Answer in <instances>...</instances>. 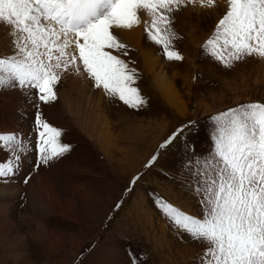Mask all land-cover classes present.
Segmentation results:
<instances>
[{"label":"rangeland","instance_id":"rangeland-1","mask_svg":"<svg viewBox=\"0 0 264 264\" xmlns=\"http://www.w3.org/2000/svg\"><path fill=\"white\" fill-rule=\"evenodd\" d=\"M214 1L172 13L171 49L181 61L168 60L147 37L151 17L144 11L131 29L112 30L127 45V55L113 54L137 73L142 107L96 88L79 61L78 74L61 72L51 104L35 89L0 90V134L23 141L16 152L0 142V163L23 158L19 175L0 179V264H201L207 245L179 230L160 204L202 219L198 189L222 166L215 117L264 104V59L246 56L225 67L206 50L228 10V1ZM14 51L13 36L0 25V57ZM156 81H169L170 98ZM37 112L70 146L38 170Z\"/></svg>","mask_w":264,"mask_h":264},{"label":"snow or ice","instance_id":"snow-or-ice-1","mask_svg":"<svg viewBox=\"0 0 264 264\" xmlns=\"http://www.w3.org/2000/svg\"><path fill=\"white\" fill-rule=\"evenodd\" d=\"M197 2L214 6V0H0V25L13 36L15 49L0 57V90L35 89L39 101L51 104L61 72L78 74L79 61L96 88L129 107H142L137 73L113 54L127 55V45L112 30L131 29L144 11L151 17L147 37L163 46L168 60L181 61L171 49L172 13ZM205 47L225 67L246 56L264 59V0H228V10ZM215 122V155L222 166L198 189L204 192L205 215L195 218L166 202L160 207L179 230L207 245L201 264H264V104L229 109ZM35 123L38 170L64 156L70 146L61 141L62 130L39 112ZM0 142L12 152L23 149L15 134H0ZM22 169V156L14 155L10 163H0V179L10 181Z\"/></svg>","mask_w":264,"mask_h":264},{"label":"bare ground","instance_id":"bare-ground-1","mask_svg":"<svg viewBox=\"0 0 264 264\" xmlns=\"http://www.w3.org/2000/svg\"><path fill=\"white\" fill-rule=\"evenodd\" d=\"M217 1H219V0H217ZM227 1L228 0H221V2L220 3H222V5H224V4H226L227 3ZM197 6H199V4H198V2L197 3H195ZM216 5V1H214V6ZM211 7H213V6H211ZM152 78V77H151ZM153 79H154V77H153ZM167 79V78H166ZM157 80V79H156ZM157 81H159V80H157ZM157 81H156V83H157ZM167 83V82H166ZM169 81H168V84H163V82H158L157 83V87H156V89L158 90V91H160L161 92V94L166 98V99H168V98H170V95L169 94H171V90H170V87H169ZM172 97V96H171ZM2 190V189H1ZM6 190H7V188H6Z\"/></svg>","mask_w":264,"mask_h":264}]
</instances>
